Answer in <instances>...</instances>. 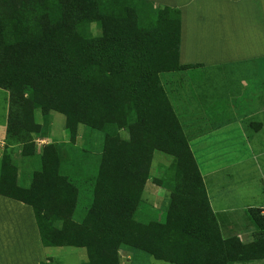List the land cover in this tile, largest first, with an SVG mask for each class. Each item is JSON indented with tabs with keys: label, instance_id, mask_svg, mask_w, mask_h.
Here are the masks:
<instances>
[{
	"label": "trees",
	"instance_id": "trees-1",
	"mask_svg": "<svg viewBox=\"0 0 264 264\" xmlns=\"http://www.w3.org/2000/svg\"><path fill=\"white\" fill-rule=\"evenodd\" d=\"M131 8L135 13L129 12ZM121 10L125 12L122 17ZM140 12L152 13L145 28L137 26L136 14ZM91 21L102 24L112 81L110 94H88L74 85L62 27ZM179 31L178 9L161 5L153 8L145 0H0V88L8 92L9 104L6 142L23 145L22 160L32 158L33 170L30 183L22 184L26 172L18 177L12 148L7 152L6 146L1 159L0 194L32 206L43 247H83L87 260L82 264H121L118 248L122 245L145 249L168 264L227 263L200 173L168 98L162 90L154 91L153 116L154 103L148 101L147 89L120 85L127 78V82L149 80L150 73L125 72L128 66H149L153 49L161 66H156L154 75L158 69H174ZM155 83L159 85L157 75ZM36 104L60 113L73 136L82 126L89 132L84 134L85 146L92 142L94 131L104 133V149L92 175L86 173L94 169L84 167L83 150L71 156L58 152V160L51 158L50 164L45 161L47 156L35 159L29 148L34 136L28 130L37 136L46 135L33 118L31 108ZM42 118L48 119V114ZM152 127L161 132L159 151L171 158L168 165L161 163L162 178L153 179L170 191L164 211L150 210L156 216L142 208L155 156L152 149L137 147L143 143L137 138L146 137ZM121 129L127 138L121 136ZM70 176L75 183L70 182ZM87 183L92 187L91 201L85 215L76 221L78 197L86 191ZM251 214L264 229L260 212L251 210Z\"/></svg>",
	"mask_w": 264,
	"mask_h": 264
},
{
	"label": "crops",
	"instance_id": "crops-1",
	"mask_svg": "<svg viewBox=\"0 0 264 264\" xmlns=\"http://www.w3.org/2000/svg\"><path fill=\"white\" fill-rule=\"evenodd\" d=\"M145 1L153 8L161 5L180 11L179 42L173 60L176 67L159 71L160 61L156 63L153 49L149 66H128L125 72L134 70L144 76L150 73L149 80L127 82L126 77L124 85H120L147 89L148 101L154 103L153 116L154 91L164 92L200 173L222 238L226 264H264V229L251 214V210L259 211L264 219V79L258 78V85L250 84L253 64H264V0ZM151 17V12L138 13V27L145 28ZM92 27L100 28V33L95 32L92 37L97 44L91 48L90 88L96 94H110L112 81L105 48L100 47L104 44L102 24L95 21ZM156 66L159 85L155 83ZM242 66L248 69V79L235 69ZM215 71L221 72L224 80L221 92L211 83ZM8 107L7 97L0 123V171L7 146ZM156 129L149 128L146 137L139 136L138 141L143 143L137 147L152 149L153 163L163 169L161 156L166 154L159 151L162 136ZM120 133L124 139L128 137L124 129ZM9 147L15 162L22 159V146ZM147 182L145 196L152 190ZM169 193L154 198L153 208L167 205ZM43 248L32 206L0 194V264H40L49 257Z\"/></svg>",
	"mask_w": 264,
	"mask_h": 264
},
{
	"label": "rangeland",
	"instance_id": "rangeland-1",
	"mask_svg": "<svg viewBox=\"0 0 264 264\" xmlns=\"http://www.w3.org/2000/svg\"><path fill=\"white\" fill-rule=\"evenodd\" d=\"M129 11V10H127ZM126 11V12H127ZM120 17L124 16L125 12L123 10L120 11ZM130 13H135V11L131 8ZM112 14V12H111ZM138 14V13H137ZM136 14V15H137ZM95 21L86 22V23H78L71 24L62 27V34L64 43L68 52L69 62L72 69V74L74 78V85L78 91L85 93H94V91L90 88V74H84V72H88L89 69V59L91 60V48L95 47L97 44L96 38H92L96 32L100 33V28L92 27V24ZM92 23V24H91ZM138 26V25H137ZM102 36V34H101ZM100 36V38H101ZM94 39V40H93ZM83 46V47H82ZM104 44L102 43L101 49H103ZM93 61V60H92ZM80 65H85L84 67H80ZM235 69H239L238 72H243L244 77L249 78V72L246 66L236 67ZM214 76L212 75L211 83L215 87L216 90L220 92L222 89V82H224L221 72L215 71ZM258 78L264 79V64L261 67H257L256 64H253V81L250 83L251 85H258ZM234 90V87L231 86ZM102 94H104L102 92ZM7 91L0 88V123L3 121V111L5 109L7 103ZM33 118L36 124L41 126V130L46 131V135H36L35 132L28 130L33 134L34 138L30 139L29 148L34 151L35 159L39 157H45L46 163L50 164V160H58V152H62L63 154L74 155L78 152V150H83L85 154L84 167L87 169L89 167H93L90 170H86L88 175H92L93 172L96 171L98 167L101 152L103 151V140L104 133L102 131H94L92 134V142L89 145V142L84 145V134L87 132L82 126L77 127L76 132L73 136L71 130L65 128L64 117L55 111H51L47 108H43L36 104L33 108H31ZM43 114H48V119L43 120ZM44 122V123H43ZM43 124V125H42ZM95 135V136H94ZM26 140V139H25ZM10 142V141H9ZM7 143V142H6ZM8 145H12L11 143ZM7 145V152H11L9 150V146ZM18 146H22L19 144ZM19 148V147H18ZM12 153V152H11ZM22 153V152H21ZM52 158V159H51ZM81 154L78 155V159L82 160ZM98 158V160H97ZM200 158V156H199ZM18 164V177H22V173H25V177L27 179L22 183L24 185H28L30 183V175L33 170L31 169L30 164L32 163L31 159L26 158L22 160L21 158H17ZM34 159V158H33ZM198 159V157H197ZM171 162V158L168 155L161 156V163L164 165H168ZM26 165L24 168L23 165ZM149 180H147L148 185L152 187L150 190V194L147 193V196L144 194V199L142 202V208L145 207L144 211L148 214V212L152 209L153 200L157 196H162L164 193V197L168 196V191H163L158 186L155 187L153 182L154 178H162V170L159 169L158 165L154 163L149 171ZM19 180V178H17ZM70 182L75 183V181L70 176ZM92 183V182H91ZM80 188V187H79ZM91 184H86V191L80 194L79 192V200L76 207V211L74 214L73 220L80 221V219L85 215L86 209L91 201ZM149 189V188H148ZM167 192V194H166ZM152 197V198H151ZM151 198V199H150ZM166 209V204L162 205L157 209V212L164 211ZM156 211V210H155ZM151 212V211H150ZM152 213V212H151ZM156 216V213H152ZM149 215V214H148ZM140 219H142L140 217ZM45 255H49V257H45L44 260L48 261V264H82L87 260L86 250L83 247L76 246H61V247H45L43 248ZM118 256L121 264H168V262L164 260L157 259L155 256L147 252L145 249L136 248L130 245H122L118 248Z\"/></svg>",
	"mask_w": 264,
	"mask_h": 264
}]
</instances>
